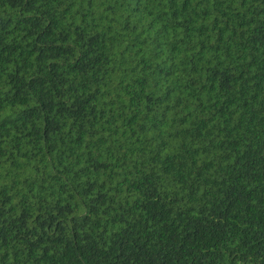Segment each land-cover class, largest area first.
Wrapping results in <instances>:
<instances>
[{"label":"trees","instance_id":"trees-1","mask_svg":"<svg viewBox=\"0 0 264 264\" xmlns=\"http://www.w3.org/2000/svg\"><path fill=\"white\" fill-rule=\"evenodd\" d=\"M0 264H264V0H0Z\"/></svg>","mask_w":264,"mask_h":264}]
</instances>
